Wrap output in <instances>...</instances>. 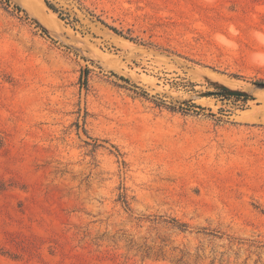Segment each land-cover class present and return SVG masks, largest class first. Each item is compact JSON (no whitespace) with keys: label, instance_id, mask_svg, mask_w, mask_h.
Returning <instances> with one entry per match:
<instances>
[{"label":"rangeland","instance_id":"obj_1","mask_svg":"<svg viewBox=\"0 0 264 264\" xmlns=\"http://www.w3.org/2000/svg\"><path fill=\"white\" fill-rule=\"evenodd\" d=\"M49 1L0 0V264H264V0Z\"/></svg>","mask_w":264,"mask_h":264},{"label":"water","instance_id":"obj_2","mask_svg":"<svg viewBox=\"0 0 264 264\" xmlns=\"http://www.w3.org/2000/svg\"><path fill=\"white\" fill-rule=\"evenodd\" d=\"M225 93L228 94V95H232V96H243V97H247L248 96L247 92H244V91H241V90H237V89H228L227 88ZM206 94H209V93H206Z\"/></svg>","mask_w":264,"mask_h":264},{"label":"trees","instance_id":"obj_3","mask_svg":"<svg viewBox=\"0 0 264 264\" xmlns=\"http://www.w3.org/2000/svg\"><path fill=\"white\" fill-rule=\"evenodd\" d=\"M46 4L48 5V7H49L50 9H52L54 12L58 13V15H59V17H60L61 19L65 20V17H63V16L61 15V13L59 12V9H58V8H57L52 2H50L49 0H46ZM114 30H116V29H114Z\"/></svg>","mask_w":264,"mask_h":264}]
</instances>
